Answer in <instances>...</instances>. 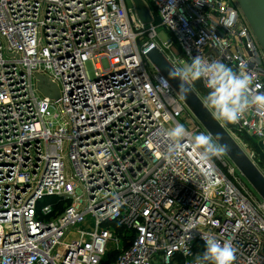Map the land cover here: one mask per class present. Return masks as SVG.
<instances>
[{"label":"built area","instance_id":"built-area-1","mask_svg":"<svg viewBox=\"0 0 264 264\" xmlns=\"http://www.w3.org/2000/svg\"><path fill=\"white\" fill-rule=\"evenodd\" d=\"M143 1L147 24L125 0H0V264H193L203 234L264 264V200L225 153L202 158L210 134L146 57L220 61L264 95V51L235 0ZM218 121L258 166L244 137L264 145V109Z\"/></svg>","mask_w":264,"mask_h":264},{"label":"clouds","instance_id":"clouds-1","mask_svg":"<svg viewBox=\"0 0 264 264\" xmlns=\"http://www.w3.org/2000/svg\"><path fill=\"white\" fill-rule=\"evenodd\" d=\"M236 22L235 12L230 13L223 21L226 28H230ZM170 78H178L179 93L187 96L192 91V85L197 81H203L210 90L204 98L206 108L212 110L213 116L217 120L225 123H237L245 113L256 106L264 109V95L253 92V75L243 69L233 70L232 67L220 62L209 61L201 55L185 61L180 66H172L168 70ZM162 86L168 87L167 80L160 78ZM189 133L181 124L173 126L165 132V136L172 142L168 150V155H179L183 151L181 140ZM193 144L202 149V158L212 156H222L226 151L223 145L213 142L210 135L199 134L193 137ZM195 225L188 223L184 226V231L188 234ZM205 241V250L196 255L193 264H233L236 249L231 241L221 243L214 237L202 235Z\"/></svg>","mask_w":264,"mask_h":264},{"label":"water","instance_id":"water-1","mask_svg":"<svg viewBox=\"0 0 264 264\" xmlns=\"http://www.w3.org/2000/svg\"><path fill=\"white\" fill-rule=\"evenodd\" d=\"M131 2L139 21L143 24L150 23L152 17L146 3L143 0H131ZM235 2L251 27L262 51H264V0H235ZM146 57L160 75L166 78L180 100L206 129L216 144L223 145L226 148L225 155L258 193L260 198L264 200V172L248 157L240 145L213 116L211 111L205 107L203 100L193 88L187 96L179 93V79L170 78L168 74V70L173 65L158 48L150 49L146 53ZM37 79L45 96L52 99L58 98V89L55 84L41 75H38Z\"/></svg>","mask_w":264,"mask_h":264},{"label":"rangeland","instance_id":"rangeland-1","mask_svg":"<svg viewBox=\"0 0 264 264\" xmlns=\"http://www.w3.org/2000/svg\"><path fill=\"white\" fill-rule=\"evenodd\" d=\"M125 1H126V5H127L128 8H131L133 6L131 0H125ZM154 17H155L154 22L158 23V21H159L158 17L156 15H154ZM158 35H159V38L161 40H163V41L167 40V38H168V35L166 34L164 29H162V28L158 29ZM149 67L152 69V71H154V69L151 66H149ZM193 85H195V89L197 91L195 89L194 90L196 92H198L203 98H205L206 97V92H205L204 88L202 87V85H200L198 81L195 82ZM179 120H180L181 123H185V120H184L183 117L180 118ZM248 146H249L250 150L254 151V154H255V157H256L255 161L258 163L259 168L261 167V169H262L261 171H264V158H262V155H264V145H258L255 142H253V143L252 142H248ZM243 180L247 184L249 189L256 195V197L259 198L260 196L258 195V193L252 188V186L246 181V179L244 177H243ZM53 201H54L53 197H49V198L46 197L41 202L43 204L44 203L47 204V203H52Z\"/></svg>","mask_w":264,"mask_h":264},{"label":"trees","instance_id":"trees-1","mask_svg":"<svg viewBox=\"0 0 264 264\" xmlns=\"http://www.w3.org/2000/svg\"><path fill=\"white\" fill-rule=\"evenodd\" d=\"M199 84L201 85L200 81H198ZM201 87V86H200ZM194 89H195V85H194ZM196 90V89H195ZM197 91V90H196ZM245 138V141L248 143V142H255L252 138H248V137H244ZM256 143V142H255ZM262 158H264V155H262ZM258 164V163H257ZM259 166V165H258ZM261 168V167H260ZM112 257V255H110Z\"/></svg>","mask_w":264,"mask_h":264}]
</instances>
